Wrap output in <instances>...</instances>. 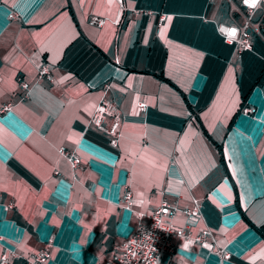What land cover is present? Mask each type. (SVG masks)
<instances>
[{"label":"crops","instance_id":"crops-1","mask_svg":"<svg viewBox=\"0 0 264 264\" xmlns=\"http://www.w3.org/2000/svg\"><path fill=\"white\" fill-rule=\"evenodd\" d=\"M253 18L264 29V6ZM234 21L227 0H0V258L105 264L163 201L186 235L161 264L264 250V38L227 43L217 27ZM102 99L120 109L116 146L90 122Z\"/></svg>","mask_w":264,"mask_h":264},{"label":"built area","instance_id":"built-area-1","mask_svg":"<svg viewBox=\"0 0 264 264\" xmlns=\"http://www.w3.org/2000/svg\"><path fill=\"white\" fill-rule=\"evenodd\" d=\"M232 9L239 12L243 16L241 23L233 22L228 26L236 25L241 29L239 36L235 42H232L240 49H251L252 40L250 31L254 30L257 35L264 38V29L261 28V19H254V15L249 14V10L244 7L242 0H227ZM238 9V11H237ZM13 14H10L12 16ZM91 22L100 26L104 22V18L94 15ZM223 36V35H222ZM224 37V36H223ZM225 38V37H224ZM37 77L40 79L51 80L52 75L46 64L39 65ZM22 88L27 87V83L20 80ZM140 109L144 104L140 103ZM251 109L245 108L246 112ZM120 109L111 100L102 99L95 107L90 122L94 127L109 136V142L112 146H116L120 136ZM60 153L67 159L70 167L75 171L82 162L79 155L72 150L60 148ZM131 191L126 190L122 195V206L130 210L131 207ZM191 215L199 213V205L194 200V207L187 211ZM175 207L170 203L163 201L155 207L147 217L140 212L136 213L137 222L134 226L132 234L125 240L121 249L107 260L105 264H161L162 256L167 252L174 250L175 244L173 237L175 235L182 237L186 235V227H175L173 224V216ZM205 231L198 235V239H203ZM7 251V250H5ZM4 252L0 258V264H7V255ZM224 255L226 253H223ZM49 256L47 249H42L34 254L35 262H42ZM226 256V255H225Z\"/></svg>","mask_w":264,"mask_h":264},{"label":"clouds","instance_id":"clouds-1","mask_svg":"<svg viewBox=\"0 0 264 264\" xmlns=\"http://www.w3.org/2000/svg\"><path fill=\"white\" fill-rule=\"evenodd\" d=\"M242 3L244 7L249 10L250 15H255V13L264 6V0H242ZM217 31L225 37L227 43H232L237 40L241 29L234 24L231 26L227 24H218ZM262 258H264V250L252 256L249 260V264H256V261Z\"/></svg>","mask_w":264,"mask_h":264}]
</instances>
